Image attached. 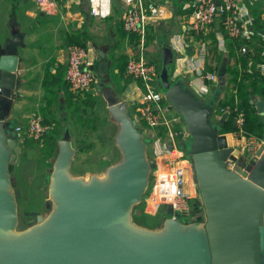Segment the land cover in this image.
Instances as JSON below:
<instances>
[{"label":"water","instance_id":"1","mask_svg":"<svg viewBox=\"0 0 264 264\" xmlns=\"http://www.w3.org/2000/svg\"><path fill=\"white\" fill-rule=\"evenodd\" d=\"M18 46L0 45V264H264V142L254 160L232 155L237 140L222 133L225 117L216 126V105L182 80H172L165 95L190 135L189 178L200 214L182 220L164 212L154 224L141 217L155 162L132 102L105 71V45L94 47L117 157L100 170L75 172L73 126L64 125L49 168L51 208L24 223L13 169L25 147L10 127L22 96ZM219 83L223 88V76ZM251 103L264 120V98ZM229 157L237 159L234 169Z\"/></svg>","mask_w":264,"mask_h":264},{"label":"built area","instance_id":"2","mask_svg":"<svg viewBox=\"0 0 264 264\" xmlns=\"http://www.w3.org/2000/svg\"><path fill=\"white\" fill-rule=\"evenodd\" d=\"M31 1L43 14L57 16L60 12L61 0ZM88 1L93 16L106 18L111 15L113 0ZM119 1L127 7L123 20L124 31L139 37V42L135 46L130 45L126 70V77L137 81L138 89L141 91L136 108L139 115H134L139 116L146 123V128L142 130L147 136L151 134L153 138L149 145L155 162L154 180L145 199L144 210L147 214L157 215L162 206L171 205L173 211H179L190 219L200 214V207L197 202L194 206L192 204L195 196L190 188V160L185 158V151L178 147V141L186 140L189 132L183 116L171 107L165 93L158 88L157 66L154 62H149L146 54L148 27L150 23L164 18L167 8L157 5L152 0ZM252 4L250 0H189L191 15L184 24V32L173 39L178 54L174 68L177 74L184 72V76L188 74L187 71L193 72V78L187 83L200 97L206 98L209 86L219 81V75L214 71L206 70L209 41L198 38L207 36L215 24L223 25L229 38L246 40L238 48L239 54L256 52L253 46L256 23L251 11ZM262 18L264 20V11ZM217 39L220 49L227 52L226 38L221 30L217 32ZM257 45L259 47L257 52H260L262 46L258 43ZM67 51V83L76 98H84L86 93L94 91L96 86L94 51L88 46L79 44L68 45ZM261 70L264 72V64ZM222 117L219 114L217 120H221ZM244 122L245 113L239 111L236 124L240 136L230 133L237 140L234 149L239 154L232 153V155L238 158L241 154H245L248 160H254L264 138L245 136ZM161 127L165 129L164 135L160 134ZM52 128V125L48 124L40 114L33 113L26 122L15 127V132L18 134V140L26 142L30 139L35 143H41ZM236 164L237 159L231 157L226 161L229 169H234Z\"/></svg>","mask_w":264,"mask_h":264},{"label":"crops","instance_id":"3","mask_svg":"<svg viewBox=\"0 0 264 264\" xmlns=\"http://www.w3.org/2000/svg\"><path fill=\"white\" fill-rule=\"evenodd\" d=\"M152 1L167 8L165 17L150 23L148 27V34L152 33L154 37L148 41L146 54L149 60H157L162 55V46L170 43L175 48L173 39L184 32L185 23L182 25L180 12L185 11L189 0ZM60 4L59 14L50 16L41 13L31 0H0V45L7 40L15 41L19 45L18 55L21 58L17 74L22 80L18 89L22 96L15 102L12 119L26 122L29 115L38 113L48 124L63 127L67 124L63 114L67 113V120L70 124L74 123L69 119V111L75 112V104L71 101L66 80L67 37L74 32L84 33L91 38L88 47L97 53L95 68L99 70L102 60L98 62L99 52L94 44L108 47L103 59L105 71L110 73L123 95L124 88L132 82L120 75L121 56L131 49L130 39L123 36L127 7L119 0H113L111 15L101 18L91 14L88 0H61ZM118 45L119 52L111 54L112 48ZM223 61L224 68L227 60ZM134 82L139 90L138 82ZM127 99L137 102L139 98L133 101ZM164 212L160 209L158 214Z\"/></svg>","mask_w":264,"mask_h":264},{"label":"rangeland","instance_id":"4","mask_svg":"<svg viewBox=\"0 0 264 264\" xmlns=\"http://www.w3.org/2000/svg\"><path fill=\"white\" fill-rule=\"evenodd\" d=\"M119 50V45L113 47L111 54L113 52H119ZM177 56V50L173 48L170 43H166L162 46V55L160 59L157 58V60H154V64L157 66L159 73L157 84L160 89L163 88L166 83H170L173 78L176 80H182L187 85V81H191V78H193L192 71H187L188 74L186 76L183 75L184 72L181 74L175 73L174 76V64H176ZM96 57L97 53L94 51L93 58L96 60ZM101 60L102 59L98 57V62ZM161 64L168 66L170 72H163L161 74ZM99 71V69L94 67L96 86L93 92L97 95L95 109H88L86 106H84L83 108H86L84 110H88V113L81 112L78 114L71 110L69 111V119L74 122L72 123V131L74 133L73 143L77 148V153L74 158L73 169L77 173L85 172L91 169L100 170L104 165L113 161L117 157V149L112 140L115 127L107 121L106 106L100 92L104 85L102 84ZM134 81L135 80L130 82L129 86L124 88V95L131 101L139 98L141 93L140 90L136 89V83ZM109 85L112 86V83ZM223 93L224 89L220 86L218 81L209 86L208 95L206 96V99L210 100L216 105L213 119L215 125L218 127L220 125L217 120V117L219 116V113H217V106L218 100L223 96ZM63 115L66 116L67 124L65 125L70 128L71 124L67 120V113H64ZM80 116H82V118H88L86 126H82L79 123ZM23 123V120L19 121L18 118H15L11 120L10 127L15 128L16 126L22 125ZM64 130V126H60L58 129V134L63 133ZM189 137L190 135L186 140L178 141V147L185 151V158L190 160L191 156L186 147ZM146 140L149 144L152 143L153 138L151 134L147 136ZM19 142L21 144H25V142H23L21 139H19ZM33 144L38 146L37 143ZM56 145L57 144H55V146ZM41 146V144L40 147L38 146L36 148L25 146L26 148H24L23 154L19 157V161L13 169V173L16 176V190L19 197V213L21 214V219L24 221V223H29L36 220L40 214H43L51 208V204L47 199V189L49 181V168L52 166V160L54 159L55 155L53 152L50 155H44L41 152ZM153 180L154 176H152V183ZM147 196L148 194L145 195V197ZM196 202V200H192L193 206L196 204ZM138 208L142 211L141 208L145 209V205L143 204ZM161 209L167 213L177 215L182 220H188V218L179 211L172 210L171 212L168 206H162ZM160 215L161 214L150 215L146 212L143 213V211L141 213V217L149 224L156 223Z\"/></svg>","mask_w":264,"mask_h":264},{"label":"trees","instance_id":"5","mask_svg":"<svg viewBox=\"0 0 264 264\" xmlns=\"http://www.w3.org/2000/svg\"><path fill=\"white\" fill-rule=\"evenodd\" d=\"M253 4L251 5V11L256 23V35L254 39L253 46L256 49V52L248 54H239L238 48L242 46L246 40L245 39H231L224 31L223 25L218 26L215 24L210 33L198 39H207L209 41V56L206 62V70L214 71L219 75L220 78L224 79V93L223 96L219 99L217 106V113L221 116H224V122L220 123L222 133H232L236 136H240V130L236 124V116L239 111H244L245 113V122H244V134L245 136H256L258 138H264V120L263 117L258 113L256 106L251 103L253 97L264 98V72L261 70V66L264 64V20L262 18L264 11V0H250ZM192 9L186 6L185 11H181V22L182 25L185 23L189 16L191 15ZM184 17V18H183ZM221 30L226 38L227 52H224L220 49L217 39V32ZM124 39L128 37L130 39V45L135 46L139 42V37L136 35H129L124 32ZM154 35L151 33L148 34V40L146 39V47L148 46L149 39H153ZM68 44H79L82 46H88L89 39L88 35L84 33L74 32L72 35H68ZM258 44H261L262 49L260 52H257L259 49ZM121 68L120 75L125 78L127 70V62L129 59L128 53L121 56ZM155 59L149 60L151 63H155ZM223 60L225 62V67L223 68ZM161 74L163 72H170L168 66L165 64L160 65ZM175 76V74H174ZM127 81H133L131 77H126ZM174 80V78H173ZM175 81V80H174ZM174 81L166 83V85L160 89L165 93V91L172 86ZM69 86V84H68ZM190 86V85H189ZM191 87V86H190ZM96 94L94 92L86 93L84 98H76L71 92V101L75 104V112L80 114L81 112H87L83 108L86 106L88 109H95L96 106ZM138 103L132 102V111L134 114L139 115L136 111ZM238 108V110H236ZM224 109V110H223ZM87 117V116H84ZM88 118L79 117V123L82 126H86ZM46 121V120H45ZM47 122V121H46ZM142 129L146 128V123L140 119L138 122ZM51 132L44 138L41 143L37 145L41 147V152L44 155H50L52 152L56 153V141L58 139V126L52 125ZM161 135L165 134V129L161 127ZM33 140H26L24 146L38 147L34 145ZM26 148V147H25ZM143 213L144 209L141 208Z\"/></svg>","mask_w":264,"mask_h":264},{"label":"flooded vegetation","instance_id":"6","mask_svg":"<svg viewBox=\"0 0 264 264\" xmlns=\"http://www.w3.org/2000/svg\"><path fill=\"white\" fill-rule=\"evenodd\" d=\"M25 147V146H24Z\"/></svg>","mask_w":264,"mask_h":264}]
</instances>
